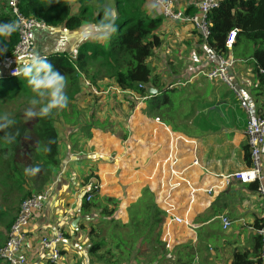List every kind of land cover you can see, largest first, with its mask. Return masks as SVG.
<instances>
[{
	"label": "crops",
	"instance_id": "1",
	"mask_svg": "<svg viewBox=\"0 0 264 264\" xmlns=\"http://www.w3.org/2000/svg\"><path fill=\"white\" fill-rule=\"evenodd\" d=\"M197 1L182 0L181 6H194ZM145 8L147 11L148 5ZM160 31L162 42L150 57L155 77V86H151L156 93L139 100L128 120L129 133L133 131L136 137L140 133L142 137L138 138L146 143L137 139L142 141L139 144L135 139L129 147L130 136L122 141L109 132L93 129L86 150L94 145L103 152L85 153L102 154L107 161H85L84 153L61 151L71 160L64 166L65 157L60 153L61 167L51 172L45 186L50 189L45 207L25 227L28 264H51L40 240L54 233L59 222L64 231V260L59 264L100 263L88 260L87 232L76 228L86 223L77 207L86 187L81 184L82 174L90 168L100 183L99 194L120 200L115 219L128 221L127 207L137 200L144 187L154 194L159 208H170L162 226V234L172 244L168 251L199 240L204 253L194 257L196 264H231L235 250L245 251L252 264L259 263L261 243L257 247L256 224L264 222V198L258 184L241 183L230 177L225 183L227 175L247 166L243 152L247 113L230 86L204 75L215 64L216 52L191 24L166 21ZM230 56L233 63L227 72L231 83L251 112L264 117V85L251 47L247 42L236 44ZM156 117L159 119L153 120ZM107 134L115 137L116 142L109 141ZM136 146L140 149L135 150ZM194 160H198L197 165L192 164ZM170 166L186 169L178 177L170 174ZM261 173L264 189V156ZM175 182H179L178 187H174ZM212 186L210 192L204 190ZM221 215L230 221L226 229L221 226ZM75 218L78 221L73 226ZM175 218L181 221L176 222Z\"/></svg>",
	"mask_w": 264,
	"mask_h": 264
},
{
	"label": "trees",
	"instance_id": "2",
	"mask_svg": "<svg viewBox=\"0 0 264 264\" xmlns=\"http://www.w3.org/2000/svg\"><path fill=\"white\" fill-rule=\"evenodd\" d=\"M17 1L18 9L23 15L36 16L67 38L78 34L77 29L81 24L98 22L104 7L115 9L118 31L106 43L85 41L78 35L66 48H43L41 50L44 52L39 51L56 70L67 77L65 91L69 104L64 110H54L48 117L30 120L25 118L21 109L35 107L38 111L40 104H30L36 94L31 91L26 78L9 75L7 72L10 66L19 64L10 61L18 33L15 32L6 39L0 37V46L7 48V52L0 55V116L7 114L14 121V125L7 131L15 137L9 143L3 138L4 132L0 131V185L7 195L14 196L15 192V199L10 200L11 203L2 210L0 207V247L6 242L7 232L18 214L21 202L46 189L51 172L61 167V151L68 154L84 153L86 157L82 158L85 161H107L108 158L102 154L85 153L89 152L86 150L87 141L92 130L109 132L122 141L126 140L130 114L139 100L148 95L146 86H155L150 57L162 42L160 27L163 22L168 21L162 16L151 17L145 11L148 0ZM218 1V7L208 14L210 34L207 39L200 35L201 38L214 52H226L225 36L230 29L236 27L238 31L231 49L236 44L247 42L257 66L264 67V0ZM180 2L182 4V0ZM7 7V10L2 9L0 4V23L15 21L8 3ZM182 7L185 8V13L196 11L194 6L186 3ZM173 23L190 24L187 21ZM42 33L37 32L35 35L37 48L41 45L40 40L44 36ZM95 60L98 61L92 64ZM96 63H100L101 67L105 66L104 70L112 79L111 83L100 85L97 80L100 77V67ZM259 76L264 85V75ZM86 81L89 82L88 85ZM93 87L96 91L92 90ZM123 108L125 111H122ZM114 110L118 112L115 113ZM106 136L109 141L116 142L115 137H109L108 134ZM25 138L33 143L24 144ZM49 141L54 142L50 144ZM24 147L30 150V156L27 152H19ZM49 148L50 151H46ZM243 152L244 160L249 166L251 160L247 142L243 144ZM29 166H39L42 172L40 185L30 186V180L25 174V168ZM92 170L90 168L82 174L81 184L86 187L80 194L77 210L86 223L76 227L87 232L88 260L100 262L99 264H196L194 257L201 253L199 240L193 244L186 242L175 246L172 251L165 247L162 226L166 212L157 206L155 196L149 188L144 187L137 200L127 207L128 221L124 223L114 218L120 200L99 194V190L94 188L98 181ZM91 178L92 182L88 181ZM23 184L28 188L24 189ZM256 184L257 182H251V185ZM32 188L40 190L31 192ZM92 219L98 220L92 222ZM262 224H256V228ZM258 238L257 247L261 243L260 237ZM252 263L245 251L233 252L231 264ZM0 264L9 263L0 258Z\"/></svg>",
	"mask_w": 264,
	"mask_h": 264
},
{
	"label": "built area",
	"instance_id": "3",
	"mask_svg": "<svg viewBox=\"0 0 264 264\" xmlns=\"http://www.w3.org/2000/svg\"><path fill=\"white\" fill-rule=\"evenodd\" d=\"M17 2V0H8V6L11 13L15 16V21H21V27L17 31L18 39L12 50V59L14 61H22L35 49L36 33L43 32L44 30H46L47 26L46 23L41 19L32 16L26 17L25 15H23L18 9ZM218 5V0H199L194 5V7L196 8V11L194 13H185V8L181 6L180 0H148L147 11L149 12L148 14L151 17L162 16L171 22L187 21L195 30L199 32V34L204 39H207L210 34V18L208 14L212 9L218 7ZM25 20L28 21L27 24H24L22 22ZM236 32L237 29L235 28H232L227 32L224 42V46L227 51L215 53V64L208 71H206L204 75L208 79H218L230 86L235 91L241 107L247 113V121L244 134L246 136V142L249 146L251 162L249 166H246L241 170H237L227 175L225 183H227L229 177L234 178L241 183L257 182V189L264 198V189L261 185V181L263 178L261 173L262 157L264 156V118L260 115H257L256 113L251 112L250 106L248 105L247 101L241 96L240 92L236 90L234 85L231 83L227 72L228 68L233 63V58L230 56V51L236 39ZM18 67H20L19 64L16 66H10L7 71L8 74L13 75L12 73L14 69ZM258 71L260 74L264 75V67H258ZM86 84L88 85L89 82L86 81ZM92 90L96 91L94 87L92 88ZM147 94V96H143L141 99H147L150 96L149 93ZM158 119V117H156L155 119L153 118V120ZM136 141L137 143H140L139 140L136 139ZM169 157L170 156H168L166 160H169ZM192 164L197 165L198 160H194ZM185 169L186 168L177 170L172 166L169 167L170 174L178 177H181ZM184 181L187 182L186 180ZM178 186L179 182H175L174 187ZM94 188L96 190H100V183L96 182ZM212 188L213 186L204 190L206 192H210ZM49 190V188L41 190L37 193L32 194L30 197L24 199L21 202L18 214L9 231L7 232L6 242L2 247H0V258L3 261L8 262L9 264H28L27 256L24 251V248L26 246L25 242L27 239L25 227L29 224L30 220L39 212H41L45 207V202L47 200ZM163 209L166 214L168 213L169 215L170 208L169 210H166L163 207ZM175 221L180 222L181 219L175 218ZM220 222L223 229L228 228L230 225L229 219L224 215L220 216ZM257 233L261 240L259 264H264V222L261 227L257 228ZM63 238L64 231L61 227V222L56 225L54 233L41 237L40 244L45 251L50 253L49 262L51 264H59L61 262L59 259L62 256L61 246ZM162 241L165 243V247L167 249L171 247L172 244H170L166 240L163 234ZM167 256H169V254H167Z\"/></svg>",
	"mask_w": 264,
	"mask_h": 264
},
{
	"label": "clouds",
	"instance_id": "4",
	"mask_svg": "<svg viewBox=\"0 0 264 264\" xmlns=\"http://www.w3.org/2000/svg\"><path fill=\"white\" fill-rule=\"evenodd\" d=\"M117 14L115 9L104 7L102 17L95 23H83L77 29V33L82 40L103 43L110 41L112 36L118 31L116 25ZM27 24L28 21H22ZM21 27V21H8L0 23V37L9 38ZM238 31V30H237ZM234 44V43H233ZM7 52V48L0 46V55ZM20 67L13 71L14 76H23L27 80L31 91L36 94L30 104L35 106L40 104L38 111L30 107L25 111L27 119L48 117L54 110H64L68 107L69 97L65 91L67 87V77L56 70L53 64L45 56L33 50L22 61H17ZM14 125V121L7 114L0 116V131L4 132V139L11 143L15 137L7 131ZM54 141H49L53 143ZM46 151H50L46 149ZM40 171L39 166H29L25 168V174L35 175Z\"/></svg>",
	"mask_w": 264,
	"mask_h": 264
},
{
	"label": "rangeland",
	"instance_id": "5",
	"mask_svg": "<svg viewBox=\"0 0 264 264\" xmlns=\"http://www.w3.org/2000/svg\"><path fill=\"white\" fill-rule=\"evenodd\" d=\"M7 3H8V0H2L1 2H0V4L2 5V9H5V10H7L8 9V7H7ZM35 18H37L36 16H35ZM46 30H44L43 31V33H42V35H44V36H42L41 37V40H40V42H41V45L37 48L36 47V41H35V51L36 50H38V52L39 51H42L41 49H43V48H47V49H45V50H49V49H51V48H66L68 45H69V43H70V41H73L77 36H78V34H76V35H74L73 37H70V38H67L66 37V35H62V34H59V33H57V31L55 30V29H51L50 27H48V25L46 24ZM35 40H36V38H35ZM103 43H106V42H103ZM42 52H44V51H42ZM99 60V59H98ZM98 60H95V61H92V64H94L96 61H98ZM10 61L11 62H15L16 64H18L17 63V61H14L12 58H10ZM8 62L9 61H7L6 63L8 64ZM5 66V65H4ZM96 66H98V68L100 67V71H99V76L100 77H98V82H100V85H102V84H109V83H111L112 82V79L109 77V75H108V73H107V71L106 70H104V68H105V66L104 67H101V65H100V63H96ZM2 68H4V67H2ZM103 86V85H102ZM119 99H120V97H118ZM86 101V99L85 100H83V102H85ZM145 102H147L148 103V100L147 101H145ZM34 108V110H35V107H33ZM27 110V108H24V109H21V112H23V115H25V111ZM122 111H125V109L123 108L122 109ZM114 112L116 113V112H118V110H114ZM133 113V112H132ZM130 114V116L131 117H133V114ZM150 115V114H149ZM130 116H129V120H130ZM26 118V117H25ZM94 131V130H93ZM93 131H92V134H93ZM139 133V132H138ZM92 134H91V137L89 138V142L92 140ZM94 135V134H93ZM128 136H130V141H132L131 139H141V138H138V136H141V134L139 133L138 134V136L136 137L135 135H134V132L132 131V133H128ZM97 137H98V135H97ZM142 137V136H141ZM128 139V138H127ZM142 140V139H141ZM128 141V140H127ZM144 143H146V141L145 140H142ZM142 141L140 142V143H142ZM27 143H33L29 138H25L24 139V144H27ZM101 143V142H100ZM129 143H131V142H129ZM139 143V144H140ZM105 144H106V140H105ZM108 144V143H107ZM134 144L133 143H131L130 144V146L129 147H132ZM94 146V145H93ZM92 145L90 146V151L89 152H103L102 151V148L101 147H99V148H96L95 146L93 147ZM118 149H119V147H118ZM117 149V150H118ZM137 149H140V147H138V146H136L135 147V150H137ZM145 149H146V151H147V149H148V147L147 146H145ZM106 150V152H109L107 149H105ZM19 152H27V154L30 156V154H31V152H30V150L27 148V147H24V148H22L21 150H19ZM61 153V155H62V157H65V159H64V162H63V165L64 166H67V164L69 163V161L71 160V158L70 157H67V154L66 153H62V152H60ZM77 156H79V155H77ZM25 159H26V155H25ZM30 165V164H29ZM40 172V171H39ZM36 173L35 175H28L27 174V177L29 178V180H30V182H29V184H30V186L31 185H33V184H35V185H40L41 184V177H42V172H40V173ZM40 174V175H39ZM1 174H0V180H1ZM22 187L24 188V189H26V188H28V186L26 185V184H23L22 185ZM31 192H33L32 190H31ZM5 196V197H4ZM12 199H15V192H14V196H11V195H7V194H5V192H4V189H3V187H1V185H0V207H1V210L3 209V207L4 206H7L8 205V203H11L10 202V200H12ZM0 227H2L1 225H0ZM44 250V249H43ZM45 251V250H44ZM47 253V257L49 258V255H50V253H48V252H46ZM201 253L203 254L204 253V250H202L201 251ZM60 261H63L64 260V257L63 256H61L60 257V259H59ZM69 262H72L71 260H69ZM73 264H76V261L75 262H73ZM132 264H133V262H132Z\"/></svg>",
	"mask_w": 264,
	"mask_h": 264
},
{
	"label": "water",
	"instance_id": "6",
	"mask_svg": "<svg viewBox=\"0 0 264 264\" xmlns=\"http://www.w3.org/2000/svg\"><path fill=\"white\" fill-rule=\"evenodd\" d=\"M146 92L149 93V94H154V93H156V90L150 84H148L146 86ZM77 221H78V218H75L72 221V225L75 226V224L77 223Z\"/></svg>",
	"mask_w": 264,
	"mask_h": 264
}]
</instances>
